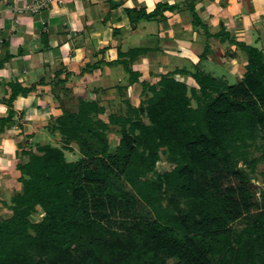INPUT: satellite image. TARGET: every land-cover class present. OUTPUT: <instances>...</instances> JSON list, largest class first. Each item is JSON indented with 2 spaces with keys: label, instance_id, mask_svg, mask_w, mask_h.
<instances>
[{
  "label": "trees",
  "instance_id": "obj_1",
  "mask_svg": "<svg viewBox=\"0 0 264 264\" xmlns=\"http://www.w3.org/2000/svg\"><path fill=\"white\" fill-rule=\"evenodd\" d=\"M161 7L171 6L127 12L132 20L152 18ZM194 24L203 22L196 18ZM205 33L246 53V72L237 83L195 73L204 103L194 107L187 85L174 72L163 74L156 86L143 82L154 92L146 103L130 104L126 115L112 114L109 122L94 117L104 106L81 97L78 111L67 107L52 127L67 147L79 144L80 160L67 161L63 149L51 144L38 152L23 150L30 159L18 168L27 177L21 179L13 215L0 222V264H264V209L250 184L264 161V144L251 160L233 150L237 141H264V49L225 28ZM133 51L132 61L141 52ZM132 61L123 62L128 85L141 75ZM10 87L11 105L33 88L18 82ZM12 116L10 111L6 121ZM108 123L122 127L114 152L105 134ZM90 136L103 144L102 153ZM162 152L175 164L172 171L157 170ZM239 154L249 169L240 166ZM164 200L170 204L166 209ZM142 201L156 217L140 209ZM37 206L45 215L33 221ZM109 209L113 216L120 209L134 222L114 226ZM243 218L242 228L234 226Z\"/></svg>",
  "mask_w": 264,
  "mask_h": 264
},
{
  "label": "crops",
  "instance_id": "obj_2",
  "mask_svg": "<svg viewBox=\"0 0 264 264\" xmlns=\"http://www.w3.org/2000/svg\"><path fill=\"white\" fill-rule=\"evenodd\" d=\"M186 1L60 0L34 13L26 9L34 0H0V128L5 125L0 130V197L2 185L7 187L6 192L10 181H15L11 190L17 182L14 168L21 158L13 148L19 146L22 153L27 150L25 145L34 141V135L46 130L50 120L67 109L68 100L92 93L91 90L105 96L104 90L96 87L106 78L126 80L128 73L123 62L132 61V49L141 51L132 61L133 70L140 72L141 77L142 70L137 68L141 57L153 55L164 68L174 59L192 57V50L185 45L205 30L203 25L212 33L225 28L237 40L250 45L249 32L264 25V0H194L190 8L198 13L202 25L194 24L191 9L180 8ZM161 3L171 7H161L152 18L132 20L127 12L136 9L135 15L149 13ZM176 35L186 42H178ZM216 41L229 43L226 47L232 49L229 41ZM238 57L236 54L230 60L235 63ZM182 69L185 66L173 69L179 80V76H185ZM11 82L33 87L12 105L8 102ZM64 88L71 93L75 88L74 96L66 100L63 94L62 100L58 93L57 99L56 91ZM10 111L13 116L6 121ZM1 166L5 167L4 172Z\"/></svg>",
  "mask_w": 264,
  "mask_h": 264
},
{
  "label": "rangeland",
  "instance_id": "obj_3",
  "mask_svg": "<svg viewBox=\"0 0 264 264\" xmlns=\"http://www.w3.org/2000/svg\"><path fill=\"white\" fill-rule=\"evenodd\" d=\"M193 1L194 0H188L186 2H182L180 8L185 9L186 7L188 8V10L191 9L190 13L192 12V17L194 21L196 18H199V16L198 13L193 12L192 8H190L193 7V3L195 2ZM203 26L205 27V30L199 31L200 33L197 34L196 40L191 43L187 39L182 37V39H185L182 40L181 37L179 38L176 35L177 41L179 38L178 42L181 41L186 42L187 40L188 43L185 45V47L186 48L188 47L189 50H192V57H190L189 59L182 57L181 59L178 58L174 59V61H171L170 65L167 66V68H164L163 64L159 62V59L153 55L151 56L148 55V57H141L139 63L137 62L139 65L137 68H140L142 70V76L139 78V81L137 83L128 85V80L127 79L125 80V78L123 77L121 80H118L117 78H113V79L106 78L104 79V82H102V85L96 87L104 90L103 93H105V96L103 94H100L102 93V90L100 91V89H98V91H100L99 92L100 95H98L97 90L96 91L91 90L92 93L89 92V94L81 95L82 98L90 101L97 98L95 100H97L102 106H104L105 112L102 113L101 115H96L94 117L102 118V120L109 122L108 121L109 117L112 114H115L117 116L126 115V113L129 110L128 108L130 104H132L135 107H138L141 104L146 103L147 100L151 96H153L154 92L152 89L150 88L148 89L147 87H145L143 82H146L147 84H153V86H156V83L160 80L161 76L163 74H167L166 72L168 71H169L168 73L174 72L175 70L173 71V69L175 67L182 68L183 66H185V68L189 70L188 72L185 73V76H179V78L187 85V92L191 98L194 107H198L200 106V104L204 103L201 102V99L199 97L201 96V89L195 79V75H194L195 73L210 74L216 77L220 82L225 81L228 84H235L240 79H242L246 72V68H245L247 64L246 53H244L243 50L237 45L234 46V44H232L231 45L232 49H231L229 48V46L226 47V45H228L229 43L226 45L219 44V42L216 40H220V39L214 36L208 37L205 32L207 29H209V27L206 25ZM249 33L252 36V45L259 47L260 49H263L264 25L262 29H254L251 30ZM258 37L259 40H257ZM175 44L173 43L172 45L175 46ZM169 45L170 44H168V46ZM206 47L208 48L206 49ZM227 49L234 53L233 54L228 53ZM132 50L135 51V49ZM236 54L239 57L236 59L235 63H232L233 61H231L230 59H232V57H234ZM120 86H123V89H119ZM110 88H112L113 91H109ZM56 92H57L56 97L59 93L61 99L63 100L64 97L62 95L64 94L67 100L71 98V96H74L75 94L74 92H76V89L75 88L73 89L72 92L73 94L70 92V89L68 88L60 89L57 90ZM193 93H196V95H194ZM81 97L79 98L76 97L75 100L71 99V101L68 100L66 106L73 109L74 111H78L77 109L79 108L77 107H79L78 104ZM108 124L109 127L107 128V130H105V134L109 141V150L110 152H114L115 148L119 145L120 140L123 136L122 127L115 123L112 124L108 123ZM55 125L56 122L54 118L50 120V123H48V125L45 127L46 130H43L42 133H37L36 135H34V138L31 139L34 141H31L32 143H30V145H25L28 148L27 150L38 152L39 146L51 144L52 146H57L63 149L67 161L70 162V161L80 160L83 157V154L81 153L79 144L73 141L71 142L69 147H67V145H65L64 142V136L58 131L54 132L52 127H54ZM90 140L92 142L93 147L98 152L102 153L103 144L100 141H98L97 138L91 136H90ZM263 144L264 141L262 140V138H258L256 140H247L246 145L242 144L240 141H237V143H235L233 147V150L240 151L241 156H244L248 160H251L261 155ZM13 149H14L13 152H16V154H18L19 157L21 158L17 161L18 162L17 168L16 167L14 168L16 170V175L14 174L13 175L17 177V182L16 185L14 186V190H11L10 188L13 187L15 181L9 182V186L6 192L4 191L7 187H5V185L1 186L3 193L1 195L2 197H0V222L4 221L5 219L13 215L14 211L12 209V206L15 204V197L18 194H21L24 188V184H23L24 182L21 179L27 177L26 175L22 174L21 170L18 168V164L28 162L30 159V155L25 156L24 153L22 154L21 150L19 149V146H16V148ZM241 156L240 154L238 155V157L241 158L240 166H244L248 168L242 159L244 157ZM174 168H175V164L172 161H170V159L166 156L164 152H162L161 159L157 162V170L161 173H165L172 171ZM4 169L5 167L3 168V172ZM252 177L253 179L251 182L252 183L251 186L258 193V205L260 209H264V199L262 198V191L264 190V161L258 163ZM148 178L153 179L154 176L151 174L148 175ZM2 179L4 180V175L2 176ZM116 182H118V184H122V179L121 180L118 179ZM162 203L163 204L161 206H163V208L165 209L170 206L168 200H164ZM140 205H141L140 209L143 212H147V209L151 210L149 216H151L152 218L157 216V213H155L154 209H151L145 202L142 201ZM36 209L37 210L31 214V219L33 221H39L45 215V212L41 206H37ZM117 210L118 212H116L117 213L116 216L110 214L112 213L110 212V209L107 211V213L110 214L109 217L110 219H112L111 221L114 226L116 227L120 226L125 222L127 223L134 222L133 218H130L129 216L126 217L125 214H120V209ZM246 221H247L246 218L240 219L234 224V226H236L237 228H242L245 225ZM175 262H176L175 260H170L168 264H175Z\"/></svg>",
  "mask_w": 264,
  "mask_h": 264
},
{
  "label": "built area",
  "instance_id": "obj_4",
  "mask_svg": "<svg viewBox=\"0 0 264 264\" xmlns=\"http://www.w3.org/2000/svg\"><path fill=\"white\" fill-rule=\"evenodd\" d=\"M60 0H34V4L31 6H26V9L36 13L44 8L50 7L52 4L58 2Z\"/></svg>",
  "mask_w": 264,
  "mask_h": 264
},
{
  "label": "water",
  "instance_id": "obj_5",
  "mask_svg": "<svg viewBox=\"0 0 264 264\" xmlns=\"http://www.w3.org/2000/svg\"><path fill=\"white\" fill-rule=\"evenodd\" d=\"M252 185V183H250Z\"/></svg>",
  "mask_w": 264,
  "mask_h": 264
}]
</instances>
